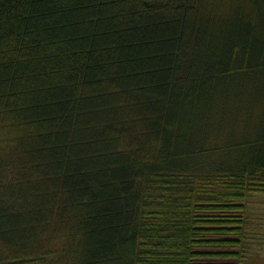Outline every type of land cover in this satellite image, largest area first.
<instances>
[{"label": "trees", "instance_id": "16d2710c", "mask_svg": "<svg viewBox=\"0 0 264 264\" xmlns=\"http://www.w3.org/2000/svg\"><path fill=\"white\" fill-rule=\"evenodd\" d=\"M250 195L264 0H0V264H237Z\"/></svg>", "mask_w": 264, "mask_h": 264}, {"label": "rangeland", "instance_id": "374dc122", "mask_svg": "<svg viewBox=\"0 0 264 264\" xmlns=\"http://www.w3.org/2000/svg\"><path fill=\"white\" fill-rule=\"evenodd\" d=\"M246 214L249 219L247 242L248 249L237 264H264V195H250L246 202ZM231 237V235H227ZM232 238V237H231ZM223 239V237H222ZM212 250H237L238 247L229 244H218L211 247ZM198 262H236L232 257L228 258H201Z\"/></svg>", "mask_w": 264, "mask_h": 264}]
</instances>
